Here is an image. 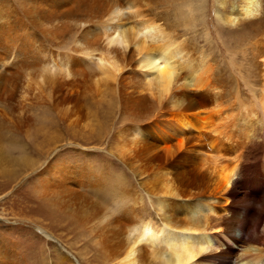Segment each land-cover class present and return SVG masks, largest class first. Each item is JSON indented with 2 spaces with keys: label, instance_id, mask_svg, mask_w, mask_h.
Masks as SVG:
<instances>
[{
  "label": "rangeland",
  "instance_id": "rangeland-1",
  "mask_svg": "<svg viewBox=\"0 0 264 264\" xmlns=\"http://www.w3.org/2000/svg\"><path fill=\"white\" fill-rule=\"evenodd\" d=\"M130 1L135 2L133 14L139 11L143 19L156 13L164 16V32L174 40L173 61L186 67L178 71L179 80L174 84L178 87L162 100L157 84L149 81L155 72L139 67L137 47L107 45V38L116 33L112 29L100 33L98 29L87 38L83 29L77 33L46 23L40 18L41 0H0V74L8 79L6 87L0 86V150L9 158L0 154V264H112L107 253L115 251L122 240V231L115 224L120 213L133 219L138 198L140 207L153 211L151 205L163 200L149 199L146 191L156 193L166 171L174 174L176 167L186 166V151L174 153L170 159L154 148L161 135L173 132L155 123L162 120V116L154 120L159 107L166 114L186 112L197 100H206L210 103L202 108L210 109L215 97L226 115L222 126L245 134V139L238 140L245 143L244 154L264 152L263 67L253 60L251 38L238 40L223 24L221 0L183 5L186 18L181 11L175 16L168 0ZM133 14L122 17L125 27L141 18ZM76 38L85 41L79 44ZM186 60L200 69L209 83L203 95L181 83L194 69L185 65ZM166 114L163 118L170 120ZM173 136L168 138L171 146L176 141ZM136 137L143 147L139 142L132 145ZM129 147L134 150L130 152ZM22 149L26 153L31 150L28 156L33 159L41 149L44 152L35 172L53 162L56 165L39 178L34 171H23L10 161V156L18 157ZM229 163L223 162L222 167ZM52 174L72 181L58 185L57 193L54 185L46 186V178ZM117 183L128 185L131 199L118 202L108 198ZM173 186L182 190L177 200H164L175 211L180 205L178 212L183 216L189 208L183 201L186 193L178 181H173ZM195 207L204 209L203 205ZM226 245L233 242L226 241Z\"/></svg>",
  "mask_w": 264,
  "mask_h": 264
},
{
  "label": "bare ground",
  "instance_id": "bare-ground-1",
  "mask_svg": "<svg viewBox=\"0 0 264 264\" xmlns=\"http://www.w3.org/2000/svg\"><path fill=\"white\" fill-rule=\"evenodd\" d=\"M194 1L199 0H168L169 10L171 8L175 16H178L181 11V14H184L186 18V12L182 7L194 4ZM221 4H223L224 11L223 24L233 35H238V40L243 41L246 37L251 38L253 60L258 67L262 66L263 70L261 71H264V0H221ZM235 4L238 7L234 6ZM134 7L135 2L132 3L130 0H41L38 8L42 16L39 17L43 18L46 23L73 29L77 33L78 29L79 31L83 29L87 33L86 37L89 34L92 36L98 29L99 33L102 30L112 29L116 33H113L114 36H107L109 37L107 45L124 43L125 45L122 46L124 48L130 44L136 46L140 55L137 60L139 67L155 72L154 76L152 75L153 78L148 80L157 84L158 98L162 100L163 95L170 92L173 87H178L174 85L179 80L177 74L180 72L178 71L186 67L176 65L173 61L175 57L172 49L174 40L168 32L167 34L164 32V16L156 13L143 19L142 15L137 14L141 12L136 11V15L133 14L135 11L133 9H136ZM35 10L36 13L38 9ZM126 10L129 12L126 15L133 14L135 17H141L139 21L135 19V22H132L129 27H125L122 22ZM84 39L82 40L85 41ZM82 40L79 38L77 42L81 44ZM106 53L112 58L109 51ZM114 60L113 65L117 71V64ZM185 65L194 68L188 60ZM111 67L113 66L111 65ZM195 68L186 73V76L183 77L184 81L181 83L190 87L191 90H201L203 95V90L209 83L202 77L201 70ZM112 72L114 73V71ZM261 75L264 80V73ZM188 77V81L185 82ZM6 82H8L7 77L0 74L2 89L6 87ZM261 87L263 86L261 85ZM262 95L264 96V93ZM213 102L214 105L210 109H203L202 107L210 101L197 100L192 108H186V112L183 110L172 113L168 111V114H166L167 111H162L163 108H157V112L160 114L156 115L154 120L158 116H162V120L159 122L156 120L155 123L157 126L167 129L166 132L173 131L171 135H174L176 141L174 140L175 143L171 146L172 142L170 143L168 139L171 135L166 133L161 135L158 139L159 144H156L154 148L164 151L163 154L168 158L170 155V159L174 153L186 151V166L180 168L177 165L174 174L171 171H166L163 182L156 193L146 191V196L151 195L149 199L153 197V199L163 200V202L158 201L157 206L156 204L151 205L153 211L147 207H144L145 210L140 207L141 200L138 198L136 201L138 207L132 213L133 219L129 220L125 216V212L120 213L122 217L120 216L114 222L122 231V240L117 243L118 245L116 244L115 251L107 253V261L112 264H264V152L262 155H260L261 152L258 155L255 153L244 154L245 143L238 140L245 139L243 137L245 134L238 135L227 131L221 124L226 119L225 111L222 112L221 107L218 106L217 98L214 97ZM165 114L171 116V119H164ZM205 140L208 142L203 143ZM131 142H133L132 145L139 142L143 147L139 137L132 139ZM148 146L150 148V145ZM151 147L153 146L151 145ZM132 148L128 150L131 152L134 150ZM20 153L15 158L10 156L12 158L10 161L21 166L23 171L35 172L37 161L44 155L42 149L37 153L35 159L28 156V153L32 155L31 150L26 153V150L22 149ZM0 154L9 159L7 158L8 154L6 155L4 151L0 150ZM183 159L181 158V160ZM179 160L177 159V161ZM10 161L8 162L10 163ZM226 161H230V163L222 167L223 162ZM169 163L174 165L172 161ZM51 165L56 164L53 162ZM51 165L42 171H36L38 178L48 175ZM218 165L222 168L217 169ZM206 177H208V181H206ZM46 179H48L46 186L48 183L52 187L54 185L55 192H57L58 185L61 186L64 182L72 181L62 174H52L50 178ZM173 181H178L186 193V198L183 201L186 200V205L189 208L183 216H180L178 212L180 205L175 211L174 207L166 205L164 200L165 197L173 200L182 192L179 186L174 189ZM248 188L253 191L250 190L251 192L245 194L244 192ZM109 192L108 198L118 202L128 201L132 198L133 193L129 191L128 185L123 183L120 185L117 183L114 185L113 191ZM60 193L62 194V191ZM196 205H203L204 209L197 210ZM239 231L247 233V237L246 235L243 237L242 233H239L241 234L239 236L237 234ZM131 233L134 234L131 235ZM226 241L233 242V245L227 246Z\"/></svg>",
  "mask_w": 264,
  "mask_h": 264
}]
</instances>
